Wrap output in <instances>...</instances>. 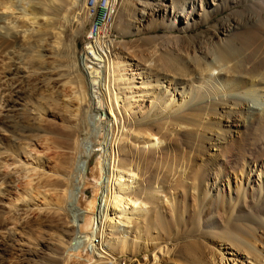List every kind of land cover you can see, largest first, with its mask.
<instances>
[{
	"label": "bare ground",
	"instance_id": "6f19581e",
	"mask_svg": "<svg viewBox=\"0 0 264 264\" xmlns=\"http://www.w3.org/2000/svg\"><path fill=\"white\" fill-rule=\"evenodd\" d=\"M48 1L54 3L55 0ZM78 2H81L80 6L87 14V0H70L71 6L62 18L66 22H60L53 31L45 33L44 35L47 34L48 38L35 34V32L27 34L29 38L34 37L32 41L42 38L41 42H43V47H36L35 61H29V66L28 64L26 66L18 57L24 40L17 41L14 35L8 38V33H6L8 30L11 34L17 30V27H23L24 31L29 29V26L20 24L21 22H18L16 18L8 20L0 16V30L3 29L0 31V47L11 60L5 67L7 71L4 74L5 88L2 86L3 90L0 95V106L6 108L7 112L5 116L0 117V122H9L11 126H14L13 133L17 134L20 130L16 126L18 118L12 116L17 114L15 110L19 99L30 92H37L41 89L44 93L45 91L50 92L49 94L53 91L54 96L57 93L59 95L72 94L71 102L66 101L65 106L62 104L64 112L71 116L66 120L68 122L66 131L73 139L70 142L74 148L71 149H75L70 158L71 172L65 173L70 179H68L69 182L51 180L53 173L58 178L62 175L60 173L61 175L58 176L59 169L56 168L58 158L54 156L57 153L52 152L55 155L51 156L47 153L54 163L49 164L50 174L44 172L40 174L44 176L42 177L44 181L41 180L42 185H40V175H38L39 181L37 180L35 186L32 184L33 175L39 173L35 166L29 165L32 162L31 159L40 161L37 154L38 147L41 145L39 141L29 140L22 145L20 142L5 145L10 152L6 155L11 160L10 163L18 162V166L12 169L13 174L7 175L8 172L0 170V182L3 184L11 182L12 185H10L16 192L18 186L22 187L21 193L30 196L32 193H42L46 196L49 191L54 192L55 206H53L54 209L51 208L53 212L50 216L60 221L62 227L66 229L64 228L65 230L58 236V246L56 244L55 248L49 247V252H45L48 259L52 258L56 261L59 259L63 264H71L67 260L70 253L88 250L90 255L88 254L87 259L77 260L73 264H107L109 261L112 264H118L113 251L121 249L118 252L124 253L128 250L123 233L127 231L123 225L131 223L138 227L140 219L145 218L149 212V216L154 218L158 216L171 221L175 228H171L170 222L165 223L162 228L163 233L155 237L160 239L155 244L149 245L144 239L142 249L145 254L142 261L138 259L139 264H159V260H164V255L174 256L175 260L183 264H228V262L233 264L238 258H241V264H264V50L260 52L264 42V0H235V2L244 4L239 17H233L223 30H217L209 35L205 45L191 44L189 49L185 46L181 55L176 56L178 66H181L177 70L179 77L174 72H168L170 69H166L167 72L162 73L163 76L160 77L156 72L154 79L156 83H160L161 78L169 76L170 73L171 79H181L176 81V84L182 85L185 80L189 81V85L180 89L182 95L178 101L175 100L176 87L169 96L165 93L168 86L160 94L158 93L157 98L161 109L165 110L169 106L176 112L180 110L173 116L172 128L166 126L159 136L152 126H143L131 132L129 130L119 132V125L116 124L117 129L110 130L111 138L105 140L101 155L97 157L95 154L97 158L91 157L97 150H101V147L100 149L94 147L95 132L99 129L102 131V128L107 126L110 129L112 126L110 122L113 124L117 122L116 112L122 114L120 104L123 98L117 92L112 95L111 88L116 85L118 79L122 78L123 73L118 76L119 62L115 54H111L113 45L110 35L107 38L99 35L88 37L87 31L86 43L79 51L75 49L71 39V42L68 41L69 38L67 40V37L71 38L78 33L75 28L76 33L71 36V31L68 30L72 21L70 16L78 19L75 14L76 7L79 6ZM119 2L118 0H106L109 7H103L102 11L96 14V22L105 23L106 31L110 30L113 15L118 12V4L124 5L127 10L129 5H133L128 0ZM165 2V0H136L134 5L138 6V11L134 15L128 12L129 19H132L129 21L139 31L141 30L140 24L144 25L142 22L146 21L144 14L152 15L157 11L162 13V16L167 14L171 24L178 27L180 35L184 37L189 28L209 23L212 10H216L215 7L221 10L226 8L225 0L224 2L220 0H171V10H168ZM93 6H97V0H94ZM0 9L9 10L11 5L2 3ZM232 30L234 31L233 36L228 39L222 37L224 32ZM245 34L246 37H240ZM255 44L258 45L255 47L253 46ZM44 52L49 54L50 61L39 59ZM259 52L260 54L257 55ZM173 59H175L174 56ZM20 62L22 66L19 65ZM40 69H45L46 72L41 73ZM131 75L133 78V73ZM194 83L204 85L203 89L207 84L209 85L200 98L192 92V90L200 91ZM103 96L108 102L103 99ZM56 97L48 104L47 102L43 105L38 104L37 110L43 117L52 115L62 118L65 116H62L57 108L58 99ZM185 98L191 103L190 106L184 104ZM62 99H64L63 96ZM82 102L87 105L85 111L91 119L90 124L81 108ZM130 103V106L125 108L128 114L133 110L134 103ZM217 104L228 107L224 116L218 114L220 118L224 117L222 127L220 125L222 119L220 120L218 116V120L215 122L212 120L213 124L220 125L222 134L206 137L208 129L200 125L204 114L206 115L209 111L216 113ZM53 108H57V111H53ZM206 109L209 111L206 112ZM188 110L190 112L187 113ZM194 112L201 113L196 118L191 115ZM195 120L199 121L197 125L195 123L198 126L197 130H186L185 139L180 138L177 132H174V126L192 125ZM123 125L124 123L121 129ZM244 129L248 130L247 136L243 138L247 141L245 140L240 145L241 147L236 148L234 144L244 133ZM129 135L147 148L146 153H139L138 162L134 159L133 153L126 150L121 149L124 156H119V147H122L119 143L127 140ZM204 138L211 140V143L217 146L216 153H212L210 157L202 152ZM196 141L195 150L203 153L199 159H196L193 154ZM114 142L117 153L112 148ZM137 154L138 151H136ZM129 157L131 159H128ZM6 160L3 158L0 168L10 164ZM81 181L87 182V188L78 195L79 188L76 186L78 187ZM20 183L23 186L19 185ZM89 185L94 186L91 196L87 193ZM134 185L136 189L133 188ZM166 191L169 196L168 203L164 205L161 195ZM143 192L144 197H141ZM17 193L16 197L9 200V208L14 206L15 200L21 199V193ZM8 195L10 197V192L7 193ZM49 201L45 203H50ZM77 203L88 208L92 214H85V210L77 206ZM9 208H0V226L6 225L9 220L13 219V213L7 215L11 212ZM37 210L31 216L33 219H27L26 223H33L38 219L41 214ZM114 213L123 224L118 222L119 225L117 220L112 221ZM46 215L47 213L44 216ZM19 216L18 219L22 217ZM104 226H109L110 229L120 228L121 230L122 228V236L116 244L109 242V237L102 234ZM7 236L12 238L14 234L9 233ZM135 246L130 249L133 256L137 253V246L136 248ZM13 251L0 241V264H9L13 254L18 260V262H13L14 264H34L43 252L40 251L38 254L26 251L23 253L25 256L21 257L16 253L17 251Z\"/></svg>",
	"mask_w": 264,
	"mask_h": 264
},
{
	"label": "rangeland",
	"instance_id": "374dc122",
	"mask_svg": "<svg viewBox=\"0 0 264 264\" xmlns=\"http://www.w3.org/2000/svg\"><path fill=\"white\" fill-rule=\"evenodd\" d=\"M119 1L121 0H118V2ZM128 1L131 2V4H133V5H129L128 10L125 8L124 5L118 4V8H117L118 12L116 13V15H113L111 27L109 30L111 40H112V45H113L111 48V54H115L116 60L119 62L118 76L121 75L122 73L124 76L118 79L119 81L117 80L116 85L113 87L114 89L111 88V94L113 95L114 92H117L119 95L122 96L123 101L120 104V109H121L122 114L116 112L118 123L116 122L115 124H113L112 122H110V125H112L110 129H108L109 127L107 126L105 128H102V131L101 129H99L97 130V132H95L94 143L96 146L94 145V147H98V149H100L101 147V150H97L91 157H96V156L99 157L101 155L100 153L102 152V149L105 146V140L106 139L109 140L111 138L110 130L117 129L116 124L119 125L118 126L119 132H121L120 130H123V131L129 130L131 132L132 130H136L137 128H141L143 126H152L155 128V131L158 132L159 136H161L166 126H169V127L173 126L174 125L173 116L177 114L180 110L176 112L175 110L170 109L169 106H167L165 110L161 109L159 100L157 97H158V93L160 94L166 86H168V90L165 93L168 96L170 92L173 91V89L176 87V90L174 91V93H175V100L178 101L179 97L182 95V91L180 89L182 87L185 88L187 84L189 85L188 83L189 81L187 80H185V83L182 85H179V83L176 84V81H180L181 79H177V78L171 79L170 77L171 73L173 72L177 76L178 75L177 70L181 68L180 65L178 66V63L176 61V56L178 57L181 55L183 50H185L184 48H186L185 46H187L189 49L192 46L191 44L205 45L206 44L205 42H207L209 35L213 34L217 30H223V28H225L226 25H228L231 22V19L233 17L240 16L239 14H241L243 7H244L243 2L238 3V2H235V0H225V4H226L225 9L221 10L219 7L218 8L215 7L216 10H212V18L210 19L209 23L207 24L202 23L195 27L189 28L183 37L180 35L181 33H180L179 28L171 24V20H169V17L167 16V14L162 16V13L160 14V12H157V11L153 13L152 15L144 14V18L146 17V21L142 22L144 25L140 24L141 30L138 31L137 28L134 26V24L130 22L132 19H129L130 16L128 14V12L130 11V13L134 15L138 11L137 10L138 6L134 5V3H136V0H128ZM165 1L167 5L166 7L168 8V10H171V5H170L171 0H165ZM221 1L224 2V0H220V2ZM2 3L10 4L11 9L6 10V11H4L3 9H0V14H1L0 16H3L5 17L4 19H8V20L11 18H16L18 22H21L20 24H25L26 27L29 26L28 27L29 29L24 30V31H23V27H17V30L11 32V34H10V31L6 30V33H8L7 35L8 38L11 36L13 37L14 35V38H16L17 41L24 40V44L19 50L18 57L20 58V61L24 62L26 66L27 64L28 66L30 65L29 61H35L34 55L36 54L35 52L36 47L37 46H39V48L43 47V44H42L43 42H41L42 38H40L39 40L32 41L34 40V37L29 38L27 34L31 32L32 33L35 32V34H41L42 37L48 38V35L47 34L44 35V34L47 32L49 33L53 31L54 27H57L60 24V22L65 21L62 19L63 15L68 10V8L71 6L70 0H55L54 3L49 2L48 0H0V8H1ZM78 5L79 6L76 7V13H75L78 16L77 17L78 19L71 17L72 16L71 15L70 16V18H72L71 26H69L70 22L68 23V26L73 31L75 30V28H77L78 33L75 34L76 30L75 32H72V30L69 29L68 27V30L71 31V32L69 31L71 36H73V33L75 34V36L71 38L67 37V40L68 38H69L68 40L69 42H71L72 40L71 43H74V46L76 47L75 49L79 51L82 49V47L86 43L85 38H86V33L89 27L90 21H89V17L84 12L85 9L80 6L81 2H78ZM210 8L215 9L214 7H210ZM99 10H100V7H97V12H101ZM147 19H149V21H147ZM4 22L8 23L7 20L6 21L4 20ZM73 23H75V25ZM76 24H78L77 27H75ZM2 30L3 29H1L0 31ZM227 31L224 32V34H222L223 38L228 39L229 37L234 35L232 34V32H234L233 30L231 32H227ZM240 37L244 38L246 37V34ZM257 45L258 44H255L253 46L256 47ZM261 48L262 49H260V52L264 50L263 49L264 42ZM2 50L3 49L0 47V95L5 85V80H6L4 79V74H6L7 72L5 67L11 61L8 59V54L3 52ZM260 52L257 55H259ZM173 56L175 59H173ZM49 57H50L49 54L47 52H44L43 55L39 59L50 61L51 57L50 58ZM15 62H17V60ZM22 62H20L19 64L20 66H22ZM172 64H174V66ZM152 65L154 67H152ZM45 67L47 66L45 65ZM159 69H162V70H159ZM166 69L167 70L170 69L168 71V72H171L170 75L166 76L163 79L161 78L160 83H156V81L154 80L156 75L158 74L160 77L162 73L167 72ZM39 72L43 73V72H46V70L40 69ZM131 73H133V78H132ZM19 76H21V74ZM194 86L198 87L200 91L197 92L196 90H192L191 88L190 89L192 90L193 93L197 95V98H200L202 96V93L205 92V89L209 85L208 84L207 86L205 85L206 86L205 89H203L204 85H200L198 83H194ZM39 91L30 92L25 97L19 99V104L17 105V109L15 110V112H17L19 116L16 113H15L16 116L15 115L12 116V117L18 118V123L16 126L18 127V129H20L19 133L17 134L13 133L14 126H11L9 122L8 123L0 122V145H1L0 146V162H3L2 161L3 158L7 159L6 162L8 163L11 162V160L6 156L10 152L6 149L5 145L8 146V144L11 145L13 143L16 144L19 142H20V145H22L24 144V142L29 141V140L32 142L39 141V143H41L42 145L38 147V153H37L38 157H40L39 158L40 161L37 162L38 160L31 159L32 162L29 165V166H35L37 173H39L37 175L36 174L33 175L34 178L31 181L32 184H34L35 186L38 180V175H40L42 172H44L45 174H50L51 172L49 169L50 165L54 164L53 160L51 159V156L54 154V153L52 154V152H55L58 154V155L56 154L57 156L54 154L55 155L54 157L56 159L58 158L56 160V164L58 165V166L56 165L57 166L56 168L59 169L58 176H60L61 174L62 175L58 178L57 175L53 173V176L52 177L50 176L51 180H54V181L62 180L63 182H66V181L69 182L70 179L68 178L67 174H69L72 169V168H69V167H72L70 166L71 165L70 158L72 157L71 155L72 151L75 149H71V148H74L72 143L70 142V141H73V139L68 136L67 134L68 131H66L68 130V128L66 127L68 122L66 120H68V118L71 116L67 115V113H65L62 108L65 106L66 101L71 102L70 97H72L71 96L72 94L70 95L69 93H67L66 95H59L57 92H55L58 94V96L56 94L57 96L56 97L54 96L55 94H53V91L51 92V94H49L50 92L48 91H45V93L43 90H42L43 92L42 91L39 92ZM46 96H48L50 99L47 98ZM62 96L64 99L61 100ZM55 97L58 99L57 108L60 114L62 116L65 115L64 117L66 118L64 117L60 118L59 116H52V115L48 117L47 116L43 117L41 113L38 112L37 110L38 104L43 105L46 102L48 104V102L52 101V99H55ZM103 97H104L103 99L107 101V98L105 96ZM45 98H47L48 101ZM130 102H133L134 104H133V110L129 111L130 114H128V111L125 112V108H128L130 106L131 104ZM184 104H187L186 106L191 105V103L188 102L186 98H185ZM57 108H53V111L56 112ZM81 108L84 111L85 116L87 117V122L90 124L91 119L89 118L88 112L86 113L85 111L87 109V105L85 102H82ZM227 110H228V107L223 104L216 105V113H213L209 111L208 109L205 110L206 112L209 111V113L205 112L206 115L204 114V119L200 126L207 127L208 130L206 131V134H205L206 137L207 136L212 137V135L222 134V131L220 130L219 126L221 125L222 127V124L224 122L223 116L225 115V112ZM6 112H7V109L2 108L0 106V117L5 116ZM186 112L188 113L190 111L188 110ZM62 113H65V114H62ZM199 113L201 112H198V113L194 112L191 115H194L197 118ZM218 114L219 115L222 114L223 115L222 118H220ZM217 116L219 117L220 120L222 119L221 124L219 126H217V124H213V121L215 122V120H218ZM198 122H199L198 120H195L194 124L192 125L189 124L185 126V124H182L180 126H176V127L174 126L175 128L174 132H177L180 138L185 139L184 135H185V132H187L186 130H197L198 126L196 125L198 124ZM122 123H124V125L122 126V129H121ZM210 124L211 126H208ZM223 128L226 129V127H223ZM246 132H248V130L244 129V133L240 136V138L234 144L236 148H238L237 146H240L245 142L246 139L243 140V138L247 136ZM99 140H101V142ZM41 141L45 143L46 145L45 144L43 145ZM114 144L112 145V148L115 151V153H117L116 144L115 145ZM119 144L120 146H122V147H119V150H120L119 156L120 157L124 156L121 149L126 150V151H129V153H133L134 159H136L137 162L139 159V153L140 154L142 152L146 153L147 151V148H145V145H143L139 140H136L130 135L128 136L127 140H125L123 143L120 142ZM163 144L165 145V142H163ZM196 144H197V141L195 142V145L193 146V150H195ZM202 146H203L202 152L205 153V156L210 157L212 153H216L217 146H214L213 143H211V140L208 141L207 138H204ZM48 147H49V150H47ZM136 151H138L137 155H136ZM47 153L51 154V156L48 155ZM193 154L194 156H196L195 157L196 159H199V157H201V154L203 153H200V151L195 150ZM30 158H32V156ZM128 159H131V158L129 157ZM10 164H9L10 166L8 165L6 167H3L4 169L0 168L1 172L2 171L8 172L7 175L13 174L12 169L18 166V162L16 163L12 162ZM139 164L141 165V162ZM40 176H41L39 179L41 183L40 185H42L44 181L43 179L44 176L43 175H40ZM41 180L43 181L41 182ZM0 183H2L0 184L1 185L0 189H2V191L0 190L1 191L0 192V208L8 209L9 200H11L13 197H16L17 192H18L17 194H20L22 192V187L18 186L17 187L18 191L16 192L14 189H12L13 187H11L12 185L11 182H6V183L4 182V184L3 182H0ZM19 185L23 186L22 183H20ZM76 188H79L78 189L79 190L78 195H79L80 192H83L87 188V182L81 181V183L78 184V187L76 186ZM133 188L136 189V185H134ZM40 190H42V188H40ZM9 192L11 194L10 197L9 195L7 196V193ZM49 192H50V195L52 196L49 195ZM49 192L47 193L46 196H44L45 194H42V193L41 194L32 193L31 196L26 195L25 193H21L20 194L21 199L15 200L13 202L14 206H10L11 208L9 209L11 210V212L7 214V215L9 214L12 215L13 213V219L9 220L6 225L0 226V241H2L3 244H6L10 250L12 251L14 250L15 252L17 251L16 253H18L21 257L25 256V254L23 253H26V251H30V252L33 251L38 254L40 253V251H43L37 257V261L35 262L36 264H63V262L62 261L60 262L59 259H57V261L56 259L54 260L52 258L48 259L47 254H45L46 251L49 252V249H48L49 247L55 248L56 244L58 246V240H57L58 236L60 233L63 232V230L66 229L65 227H64L65 229L62 227V225L60 224V221L51 217L52 216L51 214L54 209L53 206H55L54 204L55 199H53L55 198V196L53 194L54 192L53 193L52 191H49ZM93 192H94V186L90 187L89 185L87 189V193H89V195L91 196V193L93 194ZM168 196H169V193L167 191L163 195H161L162 204L166 205V203H168ZM141 197H144V192L141 193ZM51 200L52 201L54 200V201L52 202ZM47 201H49L50 203H45ZM76 205L81 207L83 211L85 210L84 211L85 214L87 215L92 214L90 213V210L88 208L81 206L78 203ZM51 208L53 209L51 210ZM48 209L50 210L49 213H48L49 211ZM36 210L40 212L41 214L39 216L40 218L38 217V219H36L33 223H29V222L26 223L27 219H33L31 216L34 214ZM46 213L47 215L44 216ZM19 215L22 216L20 219H18L20 217ZM112 215H115V213ZM113 217L114 218L112 219V221L117 220L116 222L120 223L116 215ZM167 222H170L171 228L173 229L175 228V225L171 223V221H167L166 219H161L158 216L154 218L153 216H149V212H148L145 218H142V220L140 219L138 227H136L137 225L136 226L131 225V223H128L127 225L124 224L123 227L125 228V231L127 232H123V233L125 235L124 239L126 240L128 250L124 253L118 252L121 249H116L113 251L115 258L117 259L116 261H118V264H139L138 262L142 261V257L145 254L142 249L143 240L146 239L149 245L159 242L158 240L160 239H156L155 237L163 233L162 232L163 225ZM120 224H123V223L121 222ZM77 227L79 228V226ZM9 230H12V231L9 232ZM121 230L120 228L110 229L109 226H106V227L104 226V232L102 234H104V236L106 235L105 237L107 238L109 237L108 238L109 242H112V243L114 242L116 244V242H118L120 240V237L122 236ZM9 233L14 234V236L12 238H9L7 236ZM1 236H3V238H1ZM139 236H141L143 239ZM97 239L98 238L96 237L95 240L97 241ZM136 242H138L139 245L138 244L136 245ZM135 245L137 246V248ZM133 246H135V248L137 249V253L134 256H133V253L130 252V249H132ZM69 253L70 252H68V254ZM72 253H70L69 256H67L68 257L67 260L71 264H73L77 260L87 259L88 256L90 255V252L88 250L80 251L74 254ZM174 258H175L174 256L164 255V260H159V264H171V262H175V264H183L182 262H179L175 260L176 258L175 259ZM21 261H24V260H21ZM9 262H10L9 264H14L15 262H18L14 254L10 258ZM240 262H241V258H238L233 264H241ZM107 264H112V262L109 261ZM228 264H230V262H228Z\"/></svg>",
	"mask_w": 264,
	"mask_h": 264
},
{
	"label": "built area",
	"instance_id": "2783aa9c",
	"mask_svg": "<svg viewBox=\"0 0 264 264\" xmlns=\"http://www.w3.org/2000/svg\"><path fill=\"white\" fill-rule=\"evenodd\" d=\"M94 0H87L88 5V16L90 17L88 31V37H93V35H99L100 37H108L110 35L109 31L105 29V23L96 22L97 7H100L99 11H102L103 7H109L106 0H97V6H93Z\"/></svg>",
	"mask_w": 264,
	"mask_h": 264
}]
</instances>
